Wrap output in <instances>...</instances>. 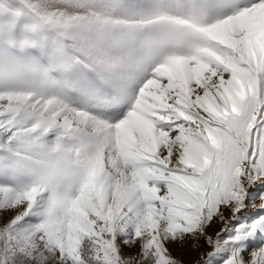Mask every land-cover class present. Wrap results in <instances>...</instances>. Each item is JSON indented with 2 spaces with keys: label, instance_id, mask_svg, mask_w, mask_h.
<instances>
[{
  "label": "snow or ice",
  "instance_id": "obj_1",
  "mask_svg": "<svg viewBox=\"0 0 264 264\" xmlns=\"http://www.w3.org/2000/svg\"><path fill=\"white\" fill-rule=\"evenodd\" d=\"M264 264V0H0V264Z\"/></svg>",
  "mask_w": 264,
  "mask_h": 264
},
{
  "label": "rangeland",
  "instance_id": "obj_2",
  "mask_svg": "<svg viewBox=\"0 0 264 264\" xmlns=\"http://www.w3.org/2000/svg\"><path fill=\"white\" fill-rule=\"evenodd\" d=\"M191 241H189L184 249H173V255L178 259H181L185 264H195L198 254L196 252L190 251Z\"/></svg>",
  "mask_w": 264,
  "mask_h": 264
}]
</instances>
